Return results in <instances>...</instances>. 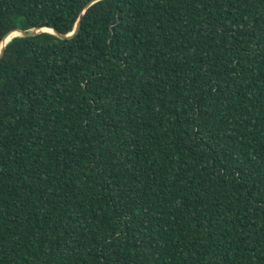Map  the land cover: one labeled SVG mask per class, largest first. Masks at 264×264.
Instances as JSON below:
<instances>
[{
    "label": "trees",
    "instance_id": "1",
    "mask_svg": "<svg viewBox=\"0 0 264 264\" xmlns=\"http://www.w3.org/2000/svg\"><path fill=\"white\" fill-rule=\"evenodd\" d=\"M0 0V264H264V0Z\"/></svg>",
    "mask_w": 264,
    "mask_h": 264
},
{
    "label": "water",
    "instance_id": "2",
    "mask_svg": "<svg viewBox=\"0 0 264 264\" xmlns=\"http://www.w3.org/2000/svg\"><path fill=\"white\" fill-rule=\"evenodd\" d=\"M98 0H94L92 1L95 2ZM81 26V17L79 18V20L77 21L75 28L73 29L72 32L67 33V34H63L61 32H59L55 27L53 26H44V27H39V28H34L31 30H24V29H14L12 31H10L2 40L1 44H0V58L3 56L4 52H5V47L7 45L8 42H10L14 37L16 36H35L41 32H49L52 34L57 35L59 38L61 39H67V38H73L79 31V28ZM18 33L16 35H14V33Z\"/></svg>",
    "mask_w": 264,
    "mask_h": 264
},
{
    "label": "bare ground",
    "instance_id": "3",
    "mask_svg": "<svg viewBox=\"0 0 264 264\" xmlns=\"http://www.w3.org/2000/svg\"><path fill=\"white\" fill-rule=\"evenodd\" d=\"M16 34H18L17 32L16 33H14V35H16Z\"/></svg>",
    "mask_w": 264,
    "mask_h": 264
}]
</instances>
